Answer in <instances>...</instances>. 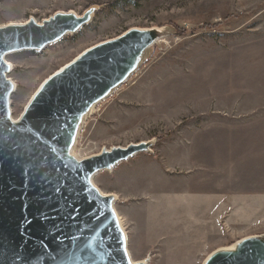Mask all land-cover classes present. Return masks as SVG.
I'll list each match as a JSON object with an SVG mask.
<instances>
[{"label": "rangeland", "instance_id": "374dc122", "mask_svg": "<svg viewBox=\"0 0 264 264\" xmlns=\"http://www.w3.org/2000/svg\"><path fill=\"white\" fill-rule=\"evenodd\" d=\"M90 7L91 22L76 34L5 57L15 84L12 118L83 50L129 28H158L164 35L146 59L86 119L75 154L154 140L150 151L93 178L115 196L133 261L202 264L213 251L203 246L264 234V0H0V27ZM212 166L224 180L220 191L240 197L243 216L226 211L223 231L207 235V227L194 225L205 214L187 219L170 214L169 205L197 189L201 176L212 178ZM190 232L198 240L190 241Z\"/></svg>", "mask_w": 264, "mask_h": 264}, {"label": "water", "instance_id": "95a60500", "mask_svg": "<svg viewBox=\"0 0 264 264\" xmlns=\"http://www.w3.org/2000/svg\"><path fill=\"white\" fill-rule=\"evenodd\" d=\"M95 11H57L0 27V264H147L130 259L115 196L92 180L150 151L154 140L79 160L71 149L91 108L127 81L164 32L129 28L90 46L41 83L18 119L11 116L15 86L5 57L76 34ZM202 264H264V234L217 248Z\"/></svg>", "mask_w": 264, "mask_h": 264}, {"label": "crops", "instance_id": "0c3cea01", "mask_svg": "<svg viewBox=\"0 0 264 264\" xmlns=\"http://www.w3.org/2000/svg\"><path fill=\"white\" fill-rule=\"evenodd\" d=\"M204 146L206 145L201 142V150H204V148H202ZM208 170H212V178L205 179L203 176H201V179H199V181L195 183L196 186H194V188L197 189L187 191L186 194H179L180 196L178 197V199L175 200V203L173 205L170 204L169 208L170 214L171 212H173L175 216H184L187 219L197 218L199 217V214H201V216L205 214L207 220H205L204 222H199L197 220L198 222H195L194 225L207 227L209 229L207 235H210L222 230L223 226L220 225V221L225 218L226 211H231L230 216L232 217H242L243 215L241 212V207H239L241 203L240 197L235 195L228 197L225 193L221 192L219 186H224L223 178L218 177V172L215 173V171L213 170V166L208 168ZM201 174H204V172ZM205 186H215L216 188L207 190L206 188H203ZM245 215L247 216V214ZM219 227L221 229H219ZM169 233L171 234L172 230H170ZM190 234V241H192L195 235L192 232H190ZM195 240H198L197 237ZM220 247L224 246L212 245L203 246L201 248L215 250Z\"/></svg>", "mask_w": 264, "mask_h": 264}, {"label": "bare ground", "instance_id": "6f19581e", "mask_svg": "<svg viewBox=\"0 0 264 264\" xmlns=\"http://www.w3.org/2000/svg\"><path fill=\"white\" fill-rule=\"evenodd\" d=\"M159 40H160V38L157 39L156 42L159 41ZM156 42H155V43H156ZM155 43H154V44H155ZM150 48H151V47H149V48L144 52V55H143V58H142L143 60L146 59V57L148 56ZM6 62H7V61H6ZM7 63H8V62H7ZM156 74H157V73H156ZM11 81H12V80H11ZM43 81H44V80H43ZM43 81H42V82H43ZM12 82H13V81H12ZM42 82H41V83H42ZM13 83H14V82H13ZM41 83L39 84V86L41 85ZM14 86H15V84H14ZM39 86L37 87V89L39 88ZM37 89H36V90H37ZM138 89H139V88H138ZM36 90H35V91H36ZM35 91L33 92V94L35 93ZM33 94H32V95H33ZM32 95L30 96V98L28 99V101L31 99ZM28 101H27V103H28ZM27 103H26V104H27ZM26 104H25V105H26ZM24 107H25V106H24ZM95 108H96V105L93 106V107L91 108V110L89 111V113L86 115V117H85V119H84V122H83L81 128L83 127L84 123L86 122V119H87V118H88V117L94 112ZM23 109H24V108H23ZM22 111H23V110H22ZM11 113H12V112H11ZM21 113H22V112H21ZM21 113H20V114H21ZM11 116H12V114H11ZM19 116H20V115H19ZM19 116H18V117H19ZM18 117L15 118L14 120L18 119ZM12 119H13V118H12ZM80 130H81V129H80ZM79 132H80V131H79ZM76 143H77V139H76V141H75V143H74V145H73V147H72V149H71V153H72V154H73L78 160H79V159L86 158V157L78 158V156L75 154ZM88 157H89V156H88ZM113 169H114V168H113ZM113 169H112V170H113ZM110 171H111V170H110ZM93 178H94V177H93ZM92 182H93V180H92ZM93 183H94V182H93ZM114 209H115V208H114ZM115 211H116V210H115ZM116 214H117V213H116ZM117 217H118L119 223H120V225H121V227H122V229H123V231H124V233H125V235H126V232H125V230H124V228H123V226H122V224H121V221H120V218H119L118 214H117ZM127 250H128V249H127ZM128 252H129V251H128ZM129 256H130V254H129ZM130 259H131V257H130ZM131 260H132V259H131ZM132 261H133V260H132ZM139 261H142V262H145V263L147 262L146 259H144V260H139ZM203 261H204V260H203ZM202 263H203V262H202Z\"/></svg>", "mask_w": 264, "mask_h": 264}, {"label": "snow or ice", "instance_id": "6c2138e0", "mask_svg": "<svg viewBox=\"0 0 264 264\" xmlns=\"http://www.w3.org/2000/svg\"><path fill=\"white\" fill-rule=\"evenodd\" d=\"M44 219H47V217H44ZM29 223H30V221H29Z\"/></svg>", "mask_w": 264, "mask_h": 264}]
</instances>
